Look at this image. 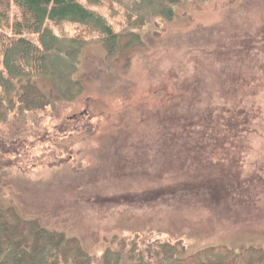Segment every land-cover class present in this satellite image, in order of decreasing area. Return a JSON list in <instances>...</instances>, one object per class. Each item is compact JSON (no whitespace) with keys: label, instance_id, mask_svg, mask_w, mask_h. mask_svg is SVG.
Listing matches in <instances>:
<instances>
[{"label":"rangeland","instance_id":"1","mask_svg":"<svg viewBox=\"0 0 264 264\" xmlns=\"http://www.w3.org/2000/svg\"><path fill=\"white\" fill-rule=\"evenodd\" d=\"M173 11L140 31L141 46L112 58L83 50L82 96L46 113L41 137L1 178V207L94 257L156 238L188 254L264 249V0H185ZM64 130L61 152L53 139Z\"/></svg>","mask_w":264,"mask_h":264},{"label":"trees","instance_id":"2","mask_svg":"<svg viewBox=\"0 0 264 264\" xmlns=\"http://www.w3.org/2000/svg\"><path fill=\"white\" fill-rule=\"evenodd\" d=\"M184 1L0 0V181L21 159L27 142L41 137L46 113L82 96L76 75L86 47L99 45L112 58L121 48L141 46L140 31L155 21L172 20L173 8ZM66 24L80 26L84 36L50 27ZM71 138L53 139L54 146L65 152ZM0 264H264V249L217 245L188 254L179 242L156 238L144 244L121 240L94 257L78 239L0 206Z\"/></svg>","mask_w":264,"mask_h":264}]
</instances>
